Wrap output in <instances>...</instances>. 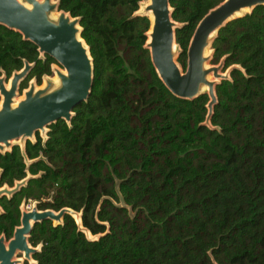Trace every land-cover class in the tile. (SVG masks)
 I'll use <instances>...</instances> for the list:
<instances>
[{"label": "trees", "instance_id": "1", "mask_svg": "<svg viewBox=\"0 0 264 264\" xmlns=\"http://www.w3.org/2000/svg\"><path fill=\"white\" fill-rule=\"evenodd\" d=\"M79 19L92 88L70 121L0 152V235L10 239L28 200L69 208L33 225L22 264H264V5L240 12L210 39V64L228 76L209 97L182 99L163 84L147 48L141 0H55ZM176 62L199 21L223 0H168ZM19 85L52 74L54 59L0 25V77L25 63Z\"/></svg>", "mask_w": 264, "mask_h": 264}, {"label": "water", "instance_id": "2", "mask_svg": "<svg viewBox=\"0 0 264 264\" xmlns=\"http://www.w3.org/2000/svg\"><path fill=\"white\" fill-rule=\"evenodd\" d=\"M264 5V0H223L211 9L197 24L187 48L186 69L181 71L175 60L176 23L171 19L168 0H150L145 7L152 15L147 48L155 71L168 90L182 99H194L203 88L207 89V104L210 119L216 104L215 84L227 78L222 74V64L206 67L209 60L205 54L210 47V39L216 32L240 12ZM57 12L56 19L51 14ZM0 25L18 32L22 38L37 47L39 54L47 55L61 66L65 73L55 70L59 85L52 88L48 82L42 89L30 84L24 98L15 106L21 81L25 79L30 64L12 74L9 87L6 78L0 77V152L12 146L15 140H30L38 131L62 119L70 121L73 108L87 100L93 81V64L89 50L80 38L78 18L59 10L55 0H0ZM212 75L211 80L209 76ZM26 180L14 187L0 188V197L13 196ZM65 214L80 221V214L69 208L58 212L52 210L22 211L20 225L14 229L9 240L0 236V264H22L31 261L36 251L28 243L33 225L44 220L59 224ZM20 255L21 257H18Z\"/></svg>", "mask_w": 264, "mask_h": 264}, {"label": "rangeland", "instance_id": "3", "mask_svg": "<svg viewBox=\"0 0 264 264\" xmlns=\"http://www.w3.org/2000/svg\"><path fill=\"white\" fill-rule=\"evenodd\" d=\"M18 1L21 2L22 0H18ZM147 5H148V0H141V2L139 3V9H138V11L136 12V14L146 15V16L150 19V22H152V21H151L152 18L150 17V15H151L150 12H146V11H145V7H146ZM246 12H249V11H248V10H244V13H246ZM54 14H57V12L52 13V14L50 15L51 18H52V16H53ZM238 15H240V14H238ZM56 17H57V15H56ZM56 17H55V18H52V19H56ZM148 42H149V37H148V39H147V43H148ZM211 52H212V50L210 49V47L207 48L206 51H205V54L208 55V56H210V57H209V60L205 63V66H206V67H212V66H217V65H219V64H216V65H211V64H210ZM177 57H178V54L175 56V60L177 59ZM177 65L179 66V68L181 69V71H184L178 63H177ZM55 70H60L61 72H65L64 69H63L61 66H59V65H54V69H53V71H52V74H51L50 76H47V77L43 78V79L41 80V83H40V84H37L35 80H30V81L27 83V87H26L25 89H23V90H18L17 95L14 97L13 105L15 106L20 100H22V99L24 98V93L28 90L30 84H34L36 90L44 88L48 82H50V83L52 84V88L57 87V86L59 85V80H58V78H57V76H56ZM221 73H222V74H227V75H228L229 72H228V71H222V70H221ZM1 77H2V76H1ZM209 78L212 80V79H213V76L210 75ZM10 79H11V77L8 78V79L6 80V85L10 83ZM52 80H54L55 82H52ZM203 89H204V91H202V92H207V89H206V88H203ZM0 104H1V97H0ZM47 130H48V129H47V127H46L44 131H38L37 133H38V135H39L41 138H45V137H46V132H47ZM35 134H36V133H35ZM35 137H36V135H34V136L30 139V141L34 142V141H35ZM24 142H25V141H23V140H15V141L12 142V146H13V145H18V146H20V147L22 148L23 145H24ZM10 148H11V147H10ZM10 148H7L6 150H10ZM9 189H10V188H9ZM21 208H22V206H21ZM22 209H23V208H22ZM74 219L79 223V220L77 219V215H74ZM53 223L56 224V222H53ZM18 257H19V255H18Z\"/></svg>", "mask_w": 264, "mask_h": 264}, {"label": "built area", "instance_id": "4", "mask_svg": "<svg viewBox=\"0 0 264 264\" xmlns=\"http://www.w3.org/2000/svg\"><path fill=\"white\" fill-rule=\"evenodd\" d=\"M23 208V209H22ZM22 211H31L33 208H36L35 202L28 200L22 204ZM77 222V221H76ZM80 222V221H79ZM78 223V222H77Z\"/></svg>", "mask_w": 264, "mask_h": 264}, {"label": "bare ground", "instance_id": "5", "mask_svg": "<svg viewBox=\"0 0 264 264\" xmlns=\"http://www.w3.org/2000/svg\"><path fill=\"white\" fill-rule=\"evenodd\" d=\"M150 4V0H148V5ZM244 12V11H243ZM151 14V13H150ZM56 15L57 14H54L53 16H52V18H55L56 17ZM150 17L152 18V15H150ZM152 20H153V18H152ZM151 20V21H152ZM175 49H176V46H175ZM63 73H65V72H63ZM52 82H55L54 80H52ZM6 87L8 88L9 87V84L8 85H6ZM202 91H204V89H202Z\"/></svg>", "mask_w": 264, "mask_h": 264}, {"label": "flooded vegetation", "instance_id": "6", "mask_svg": "<svg viewBox=\"0 0 264 264\" xmlns=\"http://www.w3.org/2000/svg\"><path fill=\"white\" fill-rule=\"evenodd\" d=\"M8 85V84H7ZM0 236H2V235H0ZM6 239V238H5ZM6 240H9V239H6ZM19 257H21L20 255H19Z\"/></svg>", "mask_w": 264, "mask_h": 264}]
</instances>
